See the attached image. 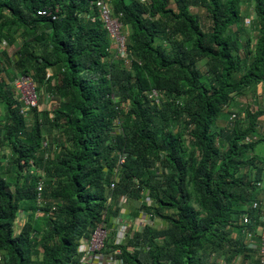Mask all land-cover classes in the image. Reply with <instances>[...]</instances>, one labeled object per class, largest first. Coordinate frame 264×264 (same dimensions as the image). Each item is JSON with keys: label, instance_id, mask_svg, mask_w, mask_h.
<instances>
[{"label": "trees", "instance_id": "1", "mask_svg": "<svg viewBox=\"0 0 264 264\" xmlns=\"http://www.w3.org/2000/svg\"><path fill=\"white\" fill-rule=\"evenodd\" d=\"M93 1L0 0V43L22 41L13 58L8 48L0 52V150L10 149L23 181L11 183L0 151L6 264H82L80 242L120 215L123 198L126 208L140 203L128 208L130 221L146 211L151 222L166 223L150 222L128 238L124 264H256L241 216H250L247 229L257 234L264 108L248 107L233 120L232 104L264 87V0H254L259 35L255 46L247 38L243 55L245 0H175L176 10L170 0H106L122 23L125 58ZM57 8L56 21L38 14ZM20 75L32 77L39 94L31 125L12 85ZM33 166L50 178L41 196ZM117 169L121 181L108 206ZM22 210L29 218L16 235ZM111 233L106 254L117 248Z\"/></svg>", "mask_w": 264, "mask_h": 264}, {"label": "built area", "instance_id": "2", "mask_svg": "<svg viewBox=\"0 0 264 264\" xmlns=\"http://www.w3.org/2000/svg\"><path fill=\"white\" fill-rule=\"evenodd\" d=\"M97 10L98 15L103 21L110 37L114 41L116 46L117 53L125 58L127 57L126 53V36L122 33V23L120 22L119 17L115 16L112 7L106 0H95L91 2V10ZM59 8L55 12L49 10H40L38 12L41 17H51L52 21H56L59 18ZM92 20H95L92 18ZM8 46V42L3 40L0 43V52L5 50ZM1 65V64H0ZM52 76V73L48 72V78ZM15 92L19 96V101L21 102V114L27 116L29 111L32 109L41 108L39 94L37 91V85L34 79L30 76H17L12 83ZM150 98L155 99V103H160V95L157 91H153L150 95ZM53 104L51 97H46L45 105L49 108ZM237 118V113L232 115V119ZM46 145V144H45ZM128 155L124 154L120 159V166L125 164ZM34 165V164H32ZM31 173L38 177V191L39 196L44 189V183L42 177L44 174L41 170L35 169L34 166L31 168ZM121 169H117L113 175L110 191L111 194L108 198V206H112L114 192L116 191L118 184L121 181ZM258 187L263 189L264 184L259 183ZM147 202L150 200L147 197ZM41 205V200L39 201ZM128 204V199L123 198L120 201V206L123 208L120 215L117 218H111L110 222L103 221L91 234L88 240H82L79 246V252L82 254V264H124L122 256V246L126 244L128 238L132 237L135 232L142 231L147 225L148 220H150V215L148 216L146 211H142V216L136 222H132L126 218V205ZM42 206V205H41ZM253 208L258 209L260 213V218L258 222L257 234H254L252 231L247 229V226L250 224V216L244 214L241 216V225L244 227L242 229V234L250 241V247L257 249L259 254L257 257L256 264H264V214L262 209L264 208L263 203L259 201H254ZM40 213V211H39ZM140 229V230H138ZM112 230L116 231L115 244L117 248L110 253H104L107 241ZM259 238V241L256 242L255 239ZM131 251L136 250V248H130ZM8 262L7 257L4 254L0 253V264H6Z\"/></svg>", "mask_w": 264, "mask_h": 264}, {"label": "rangeland", "instance_id": "3", "mask_svg": "<svg viewBox=\"0 0 264 264\" xmlns=\"http://www.w3.org/2000/svg\"><path fill=\"white\" fill-rule=\"evenodd\" d=\"M108 1L111 2V0H108ZM130 1L131 0H127L128 3H130ZM254 5H255L254 0H245V2L242 4V7H241V9H242V18H243V21H244V23L242 24V27L245 28L244 31H241V36H240V39H241V42H240V44H241L240 53L242 55L247 52V47H246L247 38L250 37L251 40L253 41L251 43V45L255 46L256 39H257V37L259 35L258 31H257V29H256V27L254 25V23L257 21V16L255 14ZM170 8H173L174 10L177 9V5H176L175 0H170ZM195 12H197V11L195 10ZM199 13L203 17H205L204 12H199ZM234 30H236V27L234 28ZM6 40H7L8 44H9L10 43L9 40L8 39H6ZM13 44L14 45L11 46V47L7 46L8 52L12 56V58L14 57L15 51L18 48H20V46L22 45V41H21L20 38H18V41H14ZM114 48H116V47L114 46ZM113 50L116 51L115 49H113ZM3 77H5V76L3 75ZM46 93H47V90L45 88H42V94H46ZM248 107H250L252 110H257L259 108H261V109L264 108V87H263V85H260L258 87V89H256V90H252V92H248L246 94V96L239 97L232 104V108L234 109L235 113H238V112L241 113L243 110H245ZM43 108H47V107L43 106ZM0 114H1V117H5L4 109L3 110L1 109ZM229 120H230V114L228 113V114H226V118L224 117L223 119H221L220 122L218 123V125L220 127H225V126H227V124H229ZM26 121H27L28 125H31L33 123V121H34V116L32 114L27 115L26 116ZM263 122H264V120H263ZM118 123L119 122L117 121V124ZM217 128H219V127H217ZM116 131L120 132L121 131V127L120 126L117 127ZM0 151H1V155L5 159L4 163H3L4 169L9 167L11 169V171H12L11 172V178H10L11 183L12 184H20V185H22L23 181L19 177V172L17 171V166L15 164H12L13 156H12V153H11L10 149L6 147V148L1 149ZM262 156H264V154ZM37 168L39 170H41L43 172V174H44V177H42V181L44 183V189H43V194H44L45 190L46 191L49 190L50 178H48L46 176L45 171L42 169V167L41 168L37 167ZM262 180L264 181V176H263ZM136 184H138V183L136 182ZM263 184H264V182H263ZM263 189H264V187H263ZM261 191H263V190H261ZM41 205H42V203H41ZM130 205H131L130 207H133V209H136V207L139 208L140 203L131 201ZM263 205H264V203H263ZM130 207H127V208L130 209ZM262 212L264 214V208L262 209ZM28 215L29 214L26 213L24 210H22L19 213L18 224L15 225V233L16 234L18 233L19 228H22V226L26 223V221H28V218H29ZM43 215H44V211L40 210V213L38 212V216H43ZM141 216L139 217V219L141 218ZM150 222L151 221L148 220L147 224H149ZM151 223H153L154 227L158 228V229H164V227L166 226V223L162 222L161 220H157V219H153V221ZM138 230H140V229H138ZM110 234H112V233L110 232ZM255 241L258 242L259 238H256ZM255 250H257V249H255ZM258 254H259V252H255V254H254V260L255 261H257ZM237 264H242V261L239 260L237 262Z\"/></svg>", "mask_w": 264, "mask_h": 264}, {"label": "crops", "instance_id": "4", "mask_svg": "<svg viewBox=\"0 0 264 264\" xmlns=\"http://www.w3.org/2000/svg\"><path fill=\"white\" fill-rule=\"evenodd\" d=\"M258 89V88H257ZM261 89V88H260ZM130 213H131V211L127 208V210H126V218L128 219V220H130ZM131 221L132 222H136V219H131ZM138 222H139V218H138ZM18 224V220L16 221V223H15V225H17ZM15 225H14V230H15ZM24 226V225H23ZM23 226H22V228H23ZM22 228H19V231H18V233L16 234V235H19L20 233H21V230H22Z\"/></svg>", "mask_w": 264, "mask_h": 264}, {"label": "bare ground", "instance_id": "5", "mask_svg": "<svg viewBox=\"0 0 264 264\" xmlns=\"http://www.w3.org/2000/svg\"><path fill=\"white\" fill-rule=\"evenodd\" d=\"M108 220V219H107ZM256 231V230H255ZM257 233V232H256Z\"/></svg>", "mask_w": 264, "mask_h": 264}]
</instances>
